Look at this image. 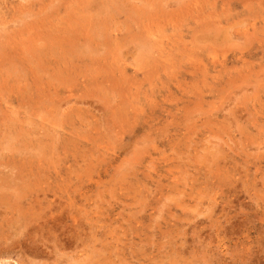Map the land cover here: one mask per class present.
Returning a JSON list of instances; mask_svg holds the SVG:
<instances>
[{
  "label": "rangeland",
  "instance_id": "374dc122",
  "mask_svg": "<svg viewBox=\"0 0 264 264\" xmlns=\"http://www.w3.org/2000/svg\"><path fill=\"white\" fill-rule=\"evenodd\" d=\"M230 1L0 0V264H264V0Z\"/></svg>",
  "mask_w": 264,
  "mask_h": 264
},
{
  "label": "bare ground",
  "instance_id": "6f19581e",
  "mask_svg": "<svg viewBox=\"0 0 264 264\" xmlns=\"http://www.w3.org/2000/svg\"><path fill=\"white\" fill-rule=\"evenodd\" d=\"M230 1V0H229ZM248 1V0H247ZM251 1V0H250ZM228 2V1H227ZM231 2V1H230ZM257 2H258V0H257ZM247 3V2H246ZM195 4V3H194ZM227 4V3H226ZM230 4V3H229ZM228 4V5H229ZM245 4V3H244ZM187 5V4H186ZM246 5V4H245ZM259 5V4H258ZM93 6V5H92ZM260 6V5H259ZM187 7V6H186ZM193 7H194V5H193ZM242 7H243V5H242ZM197 8V7H196ZM195 8V9H196ZM201 8V7H200ZM245 8V7H244ZM182 9V8H181ZM195 9H193V10H195ZM232 9V8H231ZM201 10V9H200ZM247 10H248V7H247ZM253 10V9H252ZM142 11V10H141ZM196 11H198V10H196ZM195 11V12H196ZM193 12V11H192ZM200 12V11H199ZM204 12V11H203ZM251 13H252V11H250ZM250 12H247V13H250ZM180 13H181V11H180ZM194 13V12H193ZM252 15V14H251ZM250 15V16H251ZM188 17V16H187ZM191 17V16H190ZM202 17H204V16H202ZM189 20V19H188ZM166 21V20H165ZM168 21V20H167ZM207 21V20H206ZM153 22V21H152ZM182 22V21H181ZM184 22V21H183ZM215 23V22H214ZM193 25V24H192ZM198 25V24H197ZM249 25V24H248ZM257 26V25H256ZM214 28H215V26H213ZM192 28H193V26H192ZM212 28V27H211ZM255 30H257V29H255ZM262 30V29H261ZM198 32V31H197ZM176 34V33H175ZM188 34V33H187ZM179 35V34H178ZM248 35V34H247ZM171 36V35H170ZM172 37V36H171ZM182 37V36H181ZM183 38V37H182ZM168 41V40H167ZM187 41V40H186ZM168 43H169V41H168ZM165 44V43H164ZM171 44V43H170ZM189 45V44H188ZM179 47V46H178ZM195 47V46H194ZM197 47V46H196ZM191 49V48H190ZM190 49H188V50H190ZM193 49V48H192ZM193 51V50H192ZM200 55V54H199ZM197 56V55H196ZM161 58H162V56H161ZM243 62V61H242ZM189 70V69H188ZM25 199V198H24ZM40 201V200H39ZM31 202V201H30ZM22 203V202H21ZM8 210V209H7ZM9 213V212H8ZM26 214V213H25Z\"/></svg>",
  "mask_w": 264,
  "mask_h": 264
}]
</instances>
